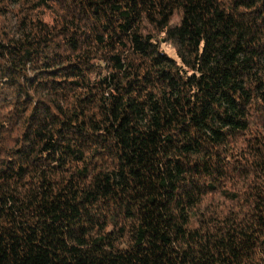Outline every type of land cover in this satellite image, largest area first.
Masks as SVG:
<instances>
[{
	"label": "trees",
	"instance_id": "trees-1",
	"mask_svg": "<svg viewBox=\"0 0 264 264\" xmlns=\"http://www.w3.org/2000/svg\"><path fill=\"white\" fill-rule=\"evenodd\" d=\"M0 264H264V0H0Z\"/></svg>",
	"mask_w": 264,
	"mask_h": 264
},
{
	"label": "rangeland",
	"instance_id": "rangeland-1",
	"mask_svg": "<svg viewBox=\"0 0 264 264\" xmlns=\"http://www.w3.org/2000/svg\"><path fill=\"white\" fill-rule=\"evenodd\" d=\"M164 49H165L170 55L175 56V52H174V50H173L171 47H169V46H167V45H164Z\"/></svg>",
	"mask_w": 264,
	"mask_h": 264
}]
</instances>
